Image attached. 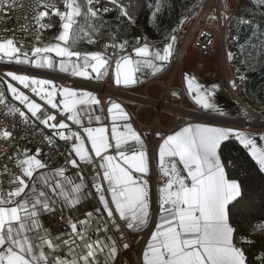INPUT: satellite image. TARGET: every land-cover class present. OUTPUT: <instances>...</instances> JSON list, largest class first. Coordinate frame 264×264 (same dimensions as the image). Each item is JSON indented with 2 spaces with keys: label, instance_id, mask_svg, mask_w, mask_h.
<instances>
[{
  "label": "snow or ice",
  "instance_id": "1",
  "mask_svg": "<svg viewBox=\"0 0 264 264\" xmlns=\"http://www.w3.org/2000/svg\"><path fill=\"white\" fill-rule=\"evenodd\" d=\"M109 2L114 8L119 9L121 18L135 23L134 17L129 14L130 5H125L123 0ZM256 2L264 4V0ZM63 3L66 11H59L54 5L43 6L52 7L55 15L62 21V31L56 39L64 42L65 46L56 43L43 48L34 47L32 52L39 55L54 51L58 57L68 58L61 59L59 63L61 72H68L71 69L73 76L99 80L107 75L106 67L109 61L100 52L81 54L70 50V39L73 35H78L73 32V26L76 24L74 18L84 13L77 0H63ZM87 3L89 5L87 15L96 18L101 9L91 6L93 0H87ZM161 8L162 4L157 0L154 17ZM112 10L107 7L102 9L105 13ZM46 15L47 12L37 9L35 18L39 20ZM211 18L216 19L215 16ZM220 19L229 20L230 17L222 13ZM183 22L182 20L181 23ZM238 23L246 24L248 21L238 18ZM92 27L96 30L94 25ZM174 33L175 30L167 38L162 50H150L151 46L145 42L134 49L137 59L133 60L129 55L117 59L115 84L127 87L139 83L136 74L145 68L150 69L153 75L160 72L173 56L174 44L178 38ZM93 42L89 40V43ZM126 44L127 41L119 47L123 49ZM20 52L21 49L16 47L13 39L0 42V53L17 64L32 63L38 68L49 69L55 66L53 60L47 56L30 60L27 53H24L22 58ZM72 57L82 59L83 64L72 62L70 59ZM88 69H91V72ZM92 73L96 74L95 77L91 75ZM5 75L25 88L31 85L32 92L41 96V99H46L52 108L58 107L54 98L59 91L63 97L61 103L68 114L67 119L82 127L91 144V152L102 161L99 168L103 170L102 179L107 183L110 201L106 198L103 185L94 183L92 187L96 189L101 205L95 209L97 220L100 221L95 232L99 233L103 227L105 233L103 239L99 236L92 239L90 235L94 222L93 212H87L85 220L77 222L69 220L71 233L52 236L43 226L41 216L53 212L54 206L61 201L68 207L79 204L81 199L86 197L84 178L77 174L80 182L76 183L65 175V169L62 167L53 170L54 177L61 179L53 181L52 176L35 175L39 169L46 167L37 158L40 149L36 150V154H28L27 150H24L23 158L17 160L21 174H11L13 178L10 184L14 186L7 192L0 189V264H115L119 250L117 240L107 235L109 228L120 232V239H123L121 223L125 230L139 232L149 226L152 215L150 182L147 178L151 173V161L141 134L133 127L129 114L120 103L109 102L108 113L113 120L125 121L123 131H119L117 125L113 123L110 140L104 127L82 125L80 113L84 108L78 106L100 104V100L93 93L77 91L72 87L58 90L52 80L37 79L12 71ZM185 80L189 94L196 93L194 100L202 110L209 114L225 115L212 101L216 85L212 88H202L187 74ZM4 83H7V91L13 98L26 106L31 117L40 119L41 105L30 101L29 97L12 83L7 81ZM36 85L40 87L37 88ZM48 85L52 86L51 91L47 90ZM233 86L235 87V83ZM173 95L176 96L177 93L174 92ZM0 105L8 107L3 91H0ZM9 112L18 113L25 122L30 119L24 111L14 105L9 108ZM88 118L91 122L93 117L89 115ZM94 118L100 120L99 116ZM54 120V115H46L44 119H40V123L56 130L54 134H58L61 140L67 142L75 138L76 143L73 144L72 150L79 161L94 163L80 134L69 130L66 135L64 130L68 126L63 121L59 124H49V121ZM11 135L6 129L0 130V137L4 139L10 138ZM233 136L240 144L249 148L260 171L264 172V148H258L256 141L247 132L231 127L189 122L173 134L162 138L157 167L165 182L158 188L159 218L143 252V264H247L245 251L237 246L236 242L235 233L238 228L232 223L233 207L243 200L242 186L237 179L228 178L225 165L218 154L222 142ZM47 139L51 144L52 137ZM111 141L115 142L114 145ZM109 149H114L115 155L106 154ZM67 162L74 168L79 167L77 159L72 158ZM179 165L183 168L181 169ZM103 213L107 214L111 225L103 221ZM255 228L264 231V221L259 222ZM240 240L251 243L246 241L244 236H241ZM128 247L127 243L123 244V248ZM61 249H66L64 255L60 254Z\"/></svg>",
  "mask_w": 264,
  "mask_h": 264
},
{
  "label": "built area",
  "instance_id": "2",
  "mask_svg": "<svg viewBox=\"0 0 264 264\" xmlns=\"http://www.w3.org/2000/svg\"><path fill=\"white\" fill-rule=\"evenodd\" d=\"M246 1L219 0V2H215L214 0H198L195 8L190 13L191 21L186 29L184 42L176 59L180 62L189 47L199 56L215 58L219 64V82L224 92L231 95L234 102L232 111L229 114L219 116L214 113L209 114L206 112L203 114L197 111H190V119L210 121L240 131L249 132L264 130V115L255 111L254 108L256 105L243 97L242 83L235 75L234 66L230 61L228 51V46L237 39L238 28L240 26V23H238V11ZM77 2L81 6L85 16L89 17L87 15V9L89 7L87 0H77ZM44 4L58 7L63 4V0H43V4H41V0H0V41L13 39L16 47L20 48L22 53L30 51L38 40L40 21L35 18L37 16V9L44 7ZM225 5H227V8H225ZM91 6L101 9L97 18H103L111 13L119 12V9L114 8L109 0H93ZM105 7L113 10L105 13L102 11ZM222 13L228 15L230 19L221 20ZM213 16L216 17L215 20L211 18ZM89 35L98 40L95 50L106 54L110 62L113 63L119 55V44L113 32L104 31L99 35L89 32ZM129 45H131V42L127 41L126 46ZM9 71L45 74L59 85L66 87H91L97 91L101 99H119L126 96L124 89L110 83L108 80L109 75L102 82H96L94 80L73 76L71 73L28 68L12 61L0 59V79L12 83L34 98L41 105L40 119H44L46 115H54L55 120L51 121L52 124H59L63 121L67 126L75 128L80 134H83L81 128L67 119L68 114L65 111L52 108L45 100L38 98L18 82L12 81L11 77L5 75ZM150 82L151 80L148 81V83ZM233 83H235V87ZM145 102L147 104L154 103L151 99H146ZM6 103L8 107L0 105V130L6 129L12 135L8 139L0 137V189L7 192L14 186L10 184L13 178L11 174H21L17 160L21 159L24 150L30 153L37 149H40L39 154L44 163L64 168L65 174L78 173L83 176L84 180L101 183L104 186L102 170L99 168V158L91 154L94 163L78 161L79 167L74 168L67 162L69 159H72L69 141L59 143L55 138H52V143L50 144L47 139V137H50L48 130L40 123V119L30 116V119L25 122L18 113H10L9 103L7 101ZM168 109H172V107L164 97L161 98L156 111L160 113ZM154 148L155 145L152 135V139L148 143L151 157L153 156ZM147 178L150 182L154 212L157 205V188L165 181L160 173L156 171V168L151 171ZM71 218L73 217L66 209H59L53 216L52 224L59 230L66 231L67 223ZM117 221L119 222L118 217ZM107 223L111 225L108 219ZM151 229L152 216L149 226L139 232L125 230L123 223H121L123 239H120V232H116L114 228L110 227V236L117 240L119 250L115 264H142L141 254ZM124 243L129 245L127 249L123 248Z\"/></svg>",
  "mask_w": 264,
  "mask_h": 264
},
{
  "label": "crops",
  "instance_id": "3",
  "mask_svg": "<svg viewBox=\"0 0 264 264\" xmlns=\"http://www.w3.org/2000/svg\"><path fill=\"white\" fill-rule=\"evenodd\" d=\"M56 8L59 11H66L64 3L61 6H58ZM52 13L55 14L53 9H52ZM189 16L190 14H188L187 17L183 18L184 22L181 25L180 23L183 19L180 20L176 24V27L174 28L175 30L174 34L177 35L178 38L174 44L173 56L170 58L166 66L160 72L156 73L155 75L152 74L150 69H147V68L142 69L140 72L136 74L138 76L139 83L135 85L127 86V87L123 85L118 86L125 90L126 92L125 97L119 98V99H108V98L101 99L98 96L97 91L91 87L83 86L81 88H74L77 91L91 92L100 100L99 105L88 104L86 107L78 106V108H84V111L80 113L82 117V125L85 127H93V128L104 127L106 129V134L110 140H111V128H112L113 123L117 125L119 131H123V124L125 123V121L119 120V119L115 121L113 120L112 116L108 113V107L110 106L109 102L115 101L121 104L123 109L129 114L130 122L132 123L133 127L141 134L142 140L144 141V144L147 148L149 158L151 161V171H153L155 168H156V171H158L157 165H158V160H159V155H158L159 145L163 142L162 138H166L168 135L173 134L175 131H178L181 127L186 126L189 122L207 123L212 126L227 127L225 125L216 124L210 121L190 119L189 117L190 111H197L203 114L206 113V111L202 110L200 106L196 104L194 100V96L196 95V93L192 92L191 94H189L187 90L185 74H187L190 77H193L195 79V83L201 85L202 88H212L213 85H216L215 89L213 90L212 101L225 113V115L229 114V112L232 111V101H231L232 98L224 92V89L222 88L219 82V64L216 62L215 58H211V57L207 58V57L199 56L191 47H189L187 49L186 54L183 55L180 62H178L176 59L178 54L181 51V48L184 42L185 32L187 29V21H188ZM74 19L76 20V24H74L73 26V32L78 33V35H73L72 38L70 39V42H69L70 50L80 52L81 54L98 52L95 50V46L97 45L98 40L90 37L89 35V32H91L92 34H96V35L101 34L98 32L97 17L96 18H91L90 16L86 17L85 14H83L81 16L75 17ZM39 21H40V26H39L38 40L34 44L33 48L34 47L43 48L48 45L56 44V43H59L61 46H65L64 42L58 41L56 39V37H58L59 33L62 31V28H61L62 21L61 20H60L58 28L55 31L44 30L45 28L44 24L42 27L41 20L39 19ZM93 25L95 26L96 30H93V27H92ZM172 34H173V31H171L170 34L161 41H153L147 38H144L142 40H137V39L126 40V41H130L131 45L129 46L125 45L123 49L119 47V55L117 59L121 58L124 55L131 56L133 60L137 59L138 57L136 56L134 49L136 47L141 46L145 42H147L151 46L150 50H162L164 44L167 42V38ZM89 40H92L94 42L89 43ZM0 42H3V41H0ZM32 49L28 52H25L28 54V58L30 60H38L44 56H47L53 60L54 65H55L54 68H51V69L38 68L32 63L19 64V65L28 67V68L47 69L51 71L61 72L59 70V63L61 59H68V58L58 57L54 51L40 53L39 55H36L32 52ZM23 54L24 53L20 52V55L22 58H23ZM103 56L109 61V64L106 67L107 75H109L108 80L110 81V83L117 86L114 82L115 64H116L117 59L113 63H111L109 57L106 54H103ZM0 59L15 62L14 60H10L3 53H0ZM70 59L74 63H79L81 65L83 64L82 59H78L77 57H72ZM88 71L91 72V69H88ZM13 72L17 74H22V75L34 76L37 79L52 80L49 76L45 74L30 73V72H25V71H13ZM64 73H71V69H69L68 72H64ZM91 75L95 77L96 74L92 73ZM107 75H104L103 78L99 80L97 79H90V80H94L96 82H102L106 78ZM80 78L86 79L84 77H80ZM149 80H151L150 83H148ZM52 81L58 90L62 89L63 87H66V86L59 85L54 80ZM13 86L16 87L15 85ZM22 86L24 87V85ZM35 87L39 88L40 86L36 85ZM16 88L19 91L24 92L25 95L29 97L30 101H34L35 103H38L27 92L19 89L18 87ZM31 88L32 86L30 85V87L25 88V89L31 92L32 94L36 95L35 93L32 92ZM46 88L48 91L52 90L51 85L46 86ZM0 91H3L5 93L6 101L9 103V108L14 105L17 108H20L22 111H24L29 117L31 116V113L28 112L26 106L21 104L19 101L15 100L12 94L7 91V83H4V80H1V79H0ZM174 92L177 93L176 96L173 95ZM36 96L38 98H41V96H38V95ZM163 97L167 100L168 104L172 107V109L163 110L160 113H158L156 111V108L159 104V100ZM146 99H151L154 103L147 104L145 102ZM43 100L46 101V99H43ZM62 100H63V97L60 96L59 91H57L56 96L54 98V102L58 105L57 107L58 110L65 111L63 108V104L61 103ZM259 108L263 109L262 107H259ZM89 115L93 117L91 119V122L89 121V118H88ZM95 116H99L100 120L99 121L95 120L94 118ZM49 124H52V122L49 121ZM43 125L47 128L48 134L50 137L55 138L59 143L64 141L59 138L58 134H54V131L56 130L52 129L51 127L46 126L45 124ZM77 126L81 128L83 134H80L75 128L70 127V126H68L64 130L65 134L67 135L69 130L72 132L79 133L84 142L85 148L89 151L90 155L91 154L95 155L94 153L91 152V144L87 140L86 133L83 132V129L80 125H77ZM152 131L154 132L153 134H152ZM157 133H159L160 135H157ZM247 133L251 134V138L256 141L258 148H264V139H262V137H264V133H256V132H247ZM152 135H153L155 148H154L153 156L151 157L149 153V149H148V143H150L152 139ZM111 142L114 145L115 142L114 141H111ZM74 143H76L75 138L69 141V148L72 152V158L77 159V161H79V158L76 157L75 152L72 150ZM248 152L250 153L249 148H248ZM28 154H36V151L30 152V153L28 152ZM106 154L115 155V151L114 149H109ZM21 158H23V156H21ZM37 158L42 161L40 154L37 156ZM117 160L119 161V158H117ZM101 162L102 161L99 158V165ZM119 162L122 163V161H119ZM42 163L46 167L44 169H39L35 175L43 174L46 176H52L53 181L55 179H61L59 177H54V174H53V170L56 169L57 166L44 163L43 161ZM179 167L181 169L183 168L182 165H179ZM102 173H103V170H102ZM77 174L78 173L74 172V173H69L65 175L73 179L76 183H79L80 180ZM184 174L186 175V173ZM136 175H139V174H136ZM79 176H82V175L79 174ZM84 183H85L84 192L86 194V197L82 198L79 204L75 205L74 207H68L61 201V202H58L54 206L53 212L45 213L41 216V221H42L43 226L49 230L52 236H58L61 233H66V232L71 233V228L69 227L68 223H67L66 231H61L52 224L53 216L55 212L59 209H66L69 212V214H71V216L73 217L69 219L72 222L85 220L87 219L85 214L87 212H93L94 222L91 225L90 235L92 239H96L97 236H99L101 239L104 238L105 233H104L103 227H101V230L99 233L95 232L97 224L100 223V221L97 220V214L95 213V209L98 207H101V205L99 204L98 196L96 195V189L92 187V185L95 182L84 180ZM160 186L162 185H159L158 188ZM103 188H104L106 198L109 199L110 201V194L107 192V183L105 181H104ZM149 188H150V184H149ZM158 188H157V191H158ZM150 196H151V188H150ZM152 205L153 203L151 200L152 229L143 247V251L141 254L142 264H143V252L146 248L148 240L150 239L152 231L155 230V225L158 222V218H159L158 197H157V205H156L154 212H153ZM102 216H103V221L107 222V219H108L107 214L103 213ZM107 235L110 236L109 231L107 232ZM65 253H66V249H61L60 254L64 255ZM263 262H264V253H261V257L255 262V264H263Z\"/></svg>",
  "mask_w": 264,
  "mask_h": 264
},
{
  "label": "trees",
  "instance_id": "4",
  "mask_svg": "<svg viewBox=\"0 0 264 264\" xmlns=\"http://www.w3.org/2000/svg\"><path fill=\"white\" fill-rule=\"evenodd\" d=\"M197 1L160 0L161 11L154 17L157 0H123L125 5H130L129 14L134 17L135 23L115 12L97 18L98 32H113L118 44L137 38L161 41L192 12ZM38 10L47 12L46 16L40 18L44 30L55 31L60 19L52 13V7ZM238 17L248 23L240 24L237 39L230 44V61L237 79L242 83L243 97L264 108V4L247 0L239 9ZM218 154L228 178L237 179L242 186L243 200L233 207L232 223L238 228L235 233L237 246L244 249L247 263L255 264L261 257L260 247L264 243V231L255 228L264 221V172L260 171L248 148L234 136L222 142ZM241 236L251 243L241 242Z\"/></svg>",
  "mask_w": 264,
  "mask_h": 264
},
{
  "label": "rangeland",
  "instance_id": "5",
  "mask_svg": "<svg viewBox=\"0 0 264 264\" xmlns=\"http://www.w3.org/2000/svg\"><path fill=\"white\" fill-rule=\"evenodd\" d=\"M215 1V0H214ZM183 21H184V19H183ZM190 21H191V16H189L188 17V21H187V28H188V26H189V24H190ZM182 23H180V25H181ZM228 49H229V53L231 52V46L229 45L228 46ZM228 96H230L231 97V95H228ZM232 98V97H231ZM232 105H233V98H232ZM255 111H257V112H259L260 114H262V115H264V108L263 109H261V108H259V107H257V106H255ZM230 113V112H229ZM249 132H256V133H264V130H254V131H249ZM260 252L261 253H264V243L261 245V247H260Z\"/></svg>",
  "mask_w": 264,
  "mask_h": 264
}]
</instances>
